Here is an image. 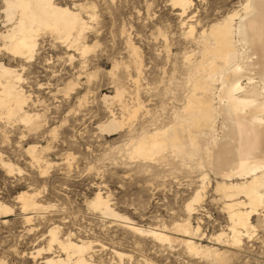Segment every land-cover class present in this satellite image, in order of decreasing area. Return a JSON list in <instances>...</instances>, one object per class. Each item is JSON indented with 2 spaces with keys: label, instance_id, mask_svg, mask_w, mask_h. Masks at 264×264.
<instances>
[{
  "label": "rangeland",
  "instance_id": "rangeland-1",
  "mask_svg": "<svg viewBox=\"0 0 264 264\" xmlns=\"http://www.w3.org/2000/svg\"><path fill=\"white\" fill-rule=\"evenodd\" d=\"M54 1L71 7L96 6L97 17L92 21L79 10L88 22L84 42L92 50L83 56L81 50L70 49L49 32L41 33L36 54L28 63L0 50V59L20 73L19 85L30 95L26 109L42 115L34 126L18 118L0 117V148L5 161L16 167L11 172L0 164V201L13 209L0 217V264H43L45 257H64L58 246L53 247L52 254L32 257L38 248L47 246L46 236L55 226L60 228L61 239L72 234L74 239L93 241L94 264L117 261L113 250L132 256L124 260L126 264H213L204 256L190 254L181 243H161L140 235L90 206L101 191L109 196L113 208L137 225L171 227L186 217V202L205 174H209L210 184L195 206L192 221L200 226V233L194 240L228 251L227 264H264L261 227L251 238L244 237L239 247L211 239L222 230L229 232L228 216L215 191L212 173L197 170L192 163L176 164L172 158L173 162L151 165V170L138 169L140 162L126 155L130 137H139L143 128L154 131L156 126H163L170 121L174 104L180 105L174 98L178 92L168 95L171 98L163 97L159 88L187 53L197 52L195 40L187 36L189 24L195 26L197 37L203 29L241 10L247 0H192L185 17L176 11L172 0ZM2 8L0 0V33L10 27ZM129 39L142 60L139 97L145 108L131 126L125 124L108 134L99 125L110 118L111 110L121 117L122 109L115 100L106 103L104 95L114 96L119 81L127 90L124 103H135L134 79L138 73ZM72 80L76 84L70 90L67 84ZM153 115L158 120L156 126L150 122ZM33 145L40 149L38 162L28 152ZM23 191L40 192L39 201L48 206L30 212L29 223L17 199ZM254 220L257 223V217Z\"/></svg>",
  "mask_w": 264,
  "mask_h": 264
},
{
  "label": "bare ground",
  "instance_id": "bare-ground-1",
  "mask_svg": "<svg viewBox=\"0 0 264 264\" xmlns=\"http://www.w3.org/2000/svg\"><path fill=\"white\" fill-rule=\"evenodd\" d=\"M1 1L10 27L0 33L3 40L0 50L4 49L14 59L25 63L33 60L38 38L44 32L55 35L70 49L81 50L83 56L92 50L84 42L88 22L79 10H84L92 21L97 17L96 6L71 7L54 0ZM172 1L176 11L185 17L192 0ZM241 8L203 29L197 37L195 26L189 24L187 36L195 40L197 52L187 53L181 65L174 66L170 77L162 80V89L159 88L163 97L178 92L174 98L180 102L179 107L172 106L170 121H165L163 126H156L158 120L153 115L150 122L156 126L154 131L141 129L139 137H130L126 148L127 157L140 162L138 169L151 170V165L169 162L172 158L176 164L192 163L191 167L212 173L216 178L215 191L221 196L228 216L229 232L222 230L211 239L232 248L241 246L244 237L251 238L260 227L264 229V0H247ZM128 42L138 73L134 79L135 103L133 106L124 103L127 90L119 81L114 96L104 95L106 103L115 100L122 109L121 117L111 110L110 118L99 125L100 130L108 134L125 124L131 126L140 110L145 108L139 97L142 60L138 48L130 39ZM70 58L73 59V55ZM21 79L15 68L0 61V117L18 118L27 125H38L42 115L26 109L30 95L19 85ZM75 84L72 80L67 88L71 90ZM1 149L0 164L11 172L16 170L14 164L5 161ZM39 150L37 145L28 148L37 162L41 159ZM209 179V174H205L202 184L186 202V217L173 222L171 227L137 225L128 215L113 208L109 196L105 197L101 191L91 199L90 206L140 235L161 243H181L190 254L204 256L213 264H227L228 251L194 240L200 233V226L192 221L195 206L202 201ZM39 194L23 191L17 196L28 223L32 220L30 212L48 208L39 201ZM11 211L9 205L0 201V217ZM59 230L58 226L49 230L47 246L32 253L33 258L52 254L53 247L58 246L64 257H45L43 264H94L93 241L74 239L72 234L61 239ZM112 252L118 259L112 264H126L125 259H132L121 250Z\"/></svg>",
  "mask_w": 264,
  "mask_h": 264
}]
</instances>
